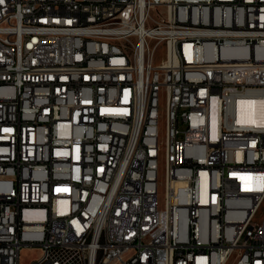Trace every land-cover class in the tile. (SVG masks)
I'll return each mask as SVG.
<instances>
[{"label": "built area", "instance_id": "obj_1", "mask_svg": "<svg viewBox=\"0 0 264 264\" xmlns=\"http://www.w3.org/2000/svg\"><path fill=\"white\" fill-rule=\"evenodd\" d=\"M245 97L264 0H2L0 264H264Z\"/></svg>", "mask_w": 264, "mask_h": 264}, {"label": "bare ground", "instance_id": "obj_2", "mask_svg": "<svg viewBox=\"0 0 264 264\" xmlns=\"http://www.w3.org/2000/svg\"><path fill=\"white\" fill-rule=\"evenodd\" d=\"M178 21H185V14H178ZM239 117L252 122L264 123V98H242L239 104ZM119 157H128V150H119ZM264 199H261V207ZM42 253V246H35ZM249 255L248 246H227L226 258H233L235 264H244ZM121 264H131V256L121 257Z\"/></svg>", "mask_w": 264, "mask_h": 264}, {"label": "rangeland", "instance_id": "obj_3", "mask_svg": "<svg viewBox=\"0 0 264 264\" xmlns=\"http://www.w3.org/2000/svg\"><path fill=\"white\" fill-rule=\"evenodd\" d=\"M259 215L262 216L264 214V203L262 204L261 209L259 210ZM38 252L37 249H35V251L32 250H28L27 248H23L20 254V262L21 264H28L29 260L31 259V257H33L34 255H36ZM233 260V258H231ZM229 264V263H228Z\"/></svg>", "mask_w": 264, "mask_h": 264}, {"label": "snow or ice", "instance_id": "obj_4", "mask_svg": "<svg viewBox=\"0 0 264 264\" xmlns=\"http://www.w3.org/2000/svg\"><path fill=\"white\" fill-rule=\"evenodd\" d=\"M0 2H2V0H0Z\"/></svg>", "mask_w": 264, "mask_h": 264}]
</instances>
